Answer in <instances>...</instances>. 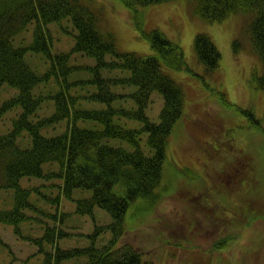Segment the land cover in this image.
Instances as JSON below:
<instances>
[{"label":"trees","instance_id":"1","mask_svg":"<svg viewBox=\"0 0 264 264\" xmlns=\"http://www.w3.org/2000/svg\"><path fill=\"white\" fill-rule=\"evenodd\" d=\"M84 1L91 7L82 0H0V92L5 88L16 91L0 103V192L12 193L10 205L0 208V224L13 225L14 235L22 238L20 224L31 218V211L38 210L29 199L30 188L22 187L20 180L57 179L59 182L53 185L58 194L48 198V210L39 211L41 215L50 220L59 216L63 223L69 212H60L61 199L72 200L73 190L87 189L91 195L75 200V212L92 216L98 207L112 221L95 225L85 235L87 244L81 247H59L60 239L71 233L61 225L50 226L43 221L39 237L27 240L45 247L39 249L44 264H149L142 260L139 251L120 248L119 239L126 229L125 215L130 204L156 198L168 139L183 115V89L166 69L188 72L191 69L180 45L169 40L160 29L144 30L138 19L136 6L173 0H120L129 9L140 38L149 42L152 50L149 55L120 52L114 34L100 26L92 0ZM187 1L193 2L195 13L205 23L244 14L243 38L246 41L248 37L251 52L262 64V74L253 75L252 82L256 89L264 91V0ZM53 24L71 41L67 51L54 44L58 40L49 29ZM22 33H30L27 43L17 41ZM238 39L235 37L231 43L236 54L242 47ZM194 52L207 73L218 67L220 53L208 35L195 36ZM34 58L41 61V71L28 64ZM81 58L91 62L77 63ZM48 87L53 91L47 90ZM118 88L129 92L119 93ZM154 91L163 99L158 122L151 121L145 113ZM217 94L227 104L223 92ZM121 96L130 98L133 105L127 109L109 105ZM84 100L101 103V107L77 106ZM102 103L107 106L102 107ZM47 104H51L52 112L38 117ZM11 108L20 112L10 126V120L7 124L3 121L5 117L1 118ZM117 114L139 122V127L116 123L113 117ZM79 120L94 121L98 127H81L77 124ZM52 124L61 125L57 134H43L41 130L48 133ZM144 133L150 155L140 145ZM110 139L119 143L110 145L107 143ZM20 141L25 145L20 146ZM104 231L110 232V238L98 246L97 239ZM221 247L222 242L216 249Z\"/></svg>","mask_w":264,"mask_h":264},{"label":"rangeland","instance_id":"2","mask_svg":"<svg viewBox=\"0 0 264 264\" xmlns=\"http://www.w3.org/2000/svg\"><path fill=\"white\" fill-rule=\"evenodd\" d=\"M122 3L120 0H92L99 13L100 26L114 34L120 52L151 54L149 42L140 38L129 9ZM136 10L144 30L160 29L169 40L181 46L191 72L166 69L183 89V115L168 139L161 181L155 189L156 198L139 199L130 204L125 215L126 229L119 239L120 248L141 251L142 260L149 264H264V91L256 89L252 82L253 75L262 74V64L251 52L248 37L246 41L243 38L246 17L231 14L220 22L205 23L195 13L193 2L187 0L136 6ZM62 25L67 27L68 24L62 22ZM49 29L58 40L54 44L57 43L61 51H67L71 41L65 38L66 33L55 24ZM199 33L208 35L220 53L218 67L209 73L196 60L194 38ZM17 37V41L27 43L30 33ZM235 37H240L242 45L237 54L231 45ZM56 46L53 45L54 51H57ZM38 58L44 64L40 55ZM40 60L34 58L31 62L28 60V64L33 70L41 71ZM79 62L86 64L91 60L81 58ZM118 89L119 93L129 92ZM47 90L53 91V88ZM219 91L225 95L227 104L220 101ZM15 93L5 88L0 92V103ZM162 103L161 94L152 92L145 110L151 121H159ZM109 105L127 109L133 103L127 96H121ZM77 106L100 108L101 103L84 100ZM106 106L102 103V107ZM19 112L20 109L11 108L1 119L5 117L3 121L7 124L10 120L11 126ZM50 112L52 106L47 104L37 116L42 118ZM113 119L128 128L140 125L123 114L114 115ZM77 124L98 127L89 120H79ZM59 126L50 125L48 133L41 131L54 135ZM141 137L140 145L150 155L146 134ZM107 143L119 142L110 139ZM19 145L25 142L20 141ZM58 182L33 177L20 180L22 187L30 188L29 199L38 212L28 211L31 218L20 224L23 239L14 235L13 225L0 224V264H44L39 249L45 247L27 240L39 237L45 225L43 221L50 226L61 225L71 233L68 238L60 239L59 247L85 246L88 242L85 235L91 233L95 225L112 221L110 215L98 207L94 208L92 216L75 212V200L91 195V190L87 189L73 190L72 200L61 199L60 212H69L63 223L59 216L50 220L41 215L39 211L48 210V198L58 194V188L53 185ZM11 200V192H0V208H6ZM109 238L110 232L104 231L96 243L101 246ZM223 238H228L222 241L226 247L211 249Z\"/></svg>","mask_w":264,"mask_h":264},{"label":"bare ground","instance_id":"3","mask_svg":"<svg viewBox=\"0 0 264 264\" xmlns=\"http://www.w3.org/2000/svg\"><path fill=\"white\" fill-rule=\"evenodd\" d=\"M226 239H228V238H226ZM226 239H225V240H226ZM220 242H222V241H220ZM220 242H216L214 246L212 245L213 247H212L211 249H216V246H217L218 243H220ZM223 247H226V245L222 244V247H221V248H223ZM221 248H219V249H221ZM137 251H138V250H137ZM139 252L142 253L141 251H139Z\"/></svg>","mask_w":264,"mask_h":264}]
</instances>
